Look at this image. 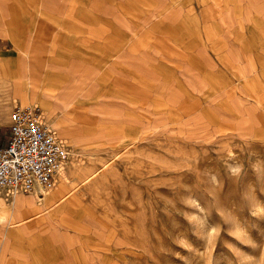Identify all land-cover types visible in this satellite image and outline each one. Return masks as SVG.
<instances>
[{"label": "rangeland", "instance_id": "1", "mask_svg": "<svg viewBox=\"0 0 264 264\" xmlns=\"http://www.w3.org/2000/svg\"><path fill=\"white\" fill-rule=\"evenodd\" d=\"M166 54L153 48L152 71L136 73L135 94L105 90L62 119L49 115L79 159L67 207L49 219L47 231L63 245L58 260L264 264V90L237 78L217 95H192Z\"/></svg>", "mask_w": 264, "mask_h": 264}, {"label": "crops", "instance_id": "2", "mask_svg": "<svg viewBox=\"0 0 264 264\" xmlns=\"http://www.w3.org/2000/svg\"><path fill=\"white\" fill-rule=\"evenodd\" d=\"M156 47L166 48L165 62L192 95H217L237 78L264 90V0H0V147L17 105L62 119L105 90L135 94L136 73L152 71ZM97 72L91 93L89 73ZM66 186L42 203L0 191V264H70L58 260L63 245L47 231L67 207Z\"/></svg>", "mask_w": 264, "mask_h": 264}, {"label": "built area", "instance_id": "3", "mask_svg": "<svg viewBox=\"0 0 264 264\" xmlns=\"http://www.w3.org/2000/svg\"><path fill=\"white\" fill-rule=\"evenodd\" d=\"M42 113L36 105L14 107L9 141L0 147V191L42 196L54 186L67 149L61 137L42 122Z\"/></svg>", "mask_w": 264, "mask_h": 264}, {"label": "bare ground", "instance_id": "4", "mask_svg": "<svg viewBox=\"0 0 264 264\" xmlns=\"http://www.w3.org/2000/svg\"><path fill=\"white\" fill-rule=\"evenodd\" d=\"M64 66V65H63ZM12 82V81H11ZM23 84V83H22ZM40 91V90H39ZM49 93H50V91L49 90H47ZM57 92V91H56ZM30 94V93H29ZM27 96V95H26ZM28 98V97H27ZM30 98V97H29ZM13 99V98H12ZM15 100V99H14ZM26 101H28V99L26 100ZM42 101V100H41ZM36 102V101H35ZM49 102H51V101H49ZM43 104V103H42ZM44 106V105H43ZM47 107V106H46ZM49 107V106H48ZM51 108V107H50ZM42 112H43V110H42ZM48 117H49V115L47 114V112H43L42 113V122H44L45 123V125H47L48 126V124H52V126L53 125H55L54 123H52V121L50 120V119H48ZM56 127L55 128H58L59 126L56 124L55 125ZM88 126H90L89 124H88ZM92 126H94V125H92ZM48 127H50V126H48ZM51 128V127H50ZM56 130V129H55ZM57 133L59 134V136H61L63 139V143L65 144V147H67V158L66 159H64L63 161H62V163H61V166H60V169H59V171L57 172V174L55 175V181H54V188L56 189V187H64V185H65V183H67V179L69 178L68 176L70 175V171H73L74 169H75V163H76V161L78 162V160H77V154H78V150L76 149V148H74L73 147V145H68L67 143V140H66V138H65V133H64V131L61 129L60 131H58L57 130ZM92 135V134H91ZM106 142V141H105ZM138 142V141H137ZM69 143H71V142H69ZM69 153V154H68ZM94 154V153H93ZM92 155V154H91ZM92 158V157H91ZM94 159L95 158H92V160L94 161ZM97 160V159H96ZM100 160V159H99ZM103 161V160H102ZM88 162V161H87ZM95 162V161H94ZM97 162H98V160H97ZM79 163V162H78ZM91 163V162H90ZM80 164H81V162H80ZM95 164V163H94ZM107 164V163H106ZM109 165H111V163L110 164H108L107 166H109ZM81 166V165H80ZM91 166V165H90ZM97 166H99L97 163H96V167ZM102 166V165H101ZM113 166V165H112ZM111 166V167H112ZM85 167H88V166H86L85 165ZM95 167V168H96ZM104 167H106V165L104 166ZM98 168H100V167H98ZM79 169V168H78ZM84 169V168H83ZM90 169V168H89ZM91 170H93L92 168H91ZM90 170V171H91ZM102 170V169H101ZM109 170V169H108ZM82 171V170H81ZM104 171V170H103ZM73 173V172H72ZM76 173V172H75ZM81 173V172H80ZM91 173H92V171H91ZM91 173H90V175L88 174V176H91ZM94 173V172H93ZM102 174V173H101ZM92 175H94V174H92ZM71 176V175H70ZM85 177V176H84ZM94 177V176H93ZM98 177V176H97ZM86 178V177H85ZM91 178H92V176H91ZM91 178H90V181H91ZM69 179H71V178H69ZM89 179V178H88ZM93 179V178H92ZM81 180H83L84 181V179H81ZM86 180V179H85ZM94 180V179H93ZM87 181H89V180H87ZM86 181V182H87ZM70 182V181H69ZM80 182V181H79ZM81 183V182H80ZM83 183H85V182H83ZM54 188H51V190H49V191H47V192H45L42 196H36V200L39 202V203H42L43 201H45L46 199H47V197H48V195L53 191V189ZM57 192V191H56ZM61 200V199H60ZM62 201V200H61ZM68 203V202H67ZM65 212V211H64Z\"/></svg>", "mask_w": 264, "mask_h": 264}]
</instances>
